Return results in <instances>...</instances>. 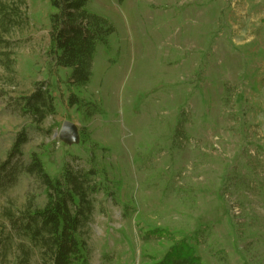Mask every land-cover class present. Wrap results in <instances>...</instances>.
Here are the masks:
<instances>
[{"label":"rangeland","instance_id":"1","mask_svg":"<svg viewBox=\"0 0 264 264\" xmlns=\"http://www.w3.org/2000/svg\"><path fill=\"white\" fill-rule=\"evenodd\" d=\"M0 3L24 16L0 30V56L12 60L6 69L0 57V92L44 82L56 108L35 129L1 101L0 160L24 129L22 159L36 153L51 177L97 168L81 230L89 264H145L167 236L185 238L203 264H264V0H89L115 31L83 89L50 59L49 1ZM70 94L100 114L85 120ZM66 122L77 129L69 141ZM31 199L43 207L44 187L22 174L0 210ZM153 229L164 240L143 242ZM5 264H19L15 245ZM30 264H42L35 251Z\"/></svg>","mask_w":264,"mask_h":264},{"label":"trees","instance_id":"2","mask_svg":"<svg viewBox=\"0 0 264 264\" xmlns=\"http://www.w3.org/2000/svg\"><path fill=\"white\" fill-rule=\"evenodd\" d=\"M48 1L52 9L49 16L50 59L56 67L69 71L68 85L86 88L91 80L96 50L107 44L115 31L114 26L88 9L89 0ZM124 1L116 0L118 4ZM18 10L16 5L7 8L0 3L3 35L6 36L24 18ZM0 57H4L5 68L9 69L12 60L8 52H3ZM4 93L0 92V102L5 101L20 116L29 118L35 129H39L46 118L56 115L54 98L44 82L35 83L30 93L16 98ZM67 103L77 111L83 110L85 120L100 114L94 103L84 102L74 94L69 95ZM27 142L28 136L22 129L15 135L5 159L0 160V192L12 188L22 174H27L44 187L45 204L36 207L31 199L21 209L11 206L0 210V264L6 263L14 245L19 264H30L34 251L42 264H89L81 230L92 214L90 195L99 190L93 182L99 171L92 168L75 172L65 165L61 176L53 178L36 153H31L27 162L22 159L21 148ZM142 237L145 243L164 240L160 229L148 231ZM165 241L169 244L162 255L145 264H203L185 238L173 240L167 236Z\"/></svg>","mask_w":264,"mask_h":264},{"label":"water","instance_id":"3","mask_svg":"<svg viewBox=\"0 0 264 264\" xmlns=\"http://www.w3.org/2000/svg\"><path fill=\"white\" fill-rule=\"evenodd\" d=\"M76 135H77L76 127L68 122L62 125L59 132V138L67 141L73 139Z\"/></svg>","mask_w":264,"mask_h":264}]
</instances>
